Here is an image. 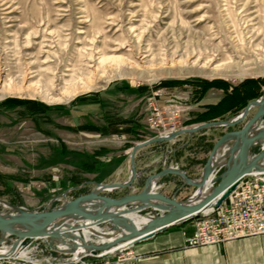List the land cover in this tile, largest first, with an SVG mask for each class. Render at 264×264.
<instances>
[{
    "label": "rangeland",
    "instance_id": "374dc122",
    "mask_svg": "<svg viewBox=\"0 0 264 264\" xmlns=\"http://www.w3.org/2000/svg\"><path fill=\"white\" fill-rule=\"evenodd\" d=\"M252 78H264V0H0V212L8 211L2 201L52 209L70 188L67 198L74 199L94 182L126 181L134 146L164 134V125L149 123L152 103L184 107L174 120L164 114L166 129L215 121L187 124L198 110L192 86L163 87L155 96L151 88L161 81L237 85ZM222 94L208 92L210 98ZM16 99L34 104L15 105ZM40 104L46 109L38 110ZM255 111L232 127L211 126L140 148L133 183L102 193L140 192L149 175L171 166L198 179L212 143ZM89 123L111 128L78 127ZM261 148L255 145L251 154ZM155 190L185 200L195 188L167 174ZM36 245L24 254L19 247L21 260L9 264H46L38 261L63 255L44 239ZM10 246L6 241L0 249Z\"/></svg>",
    "mask_w": 264,
    "mask_h": 264
},
{
    "label": "water",
    "instance_id": "95a60500",
    "mask_svg": "<svg viewBox=\"0 0 264 264\" xmlns=\"http://www.w3.org/2000/svg\"><path fill=\"white\" fill-rule=\"evenodd\" d=\"M253 108H256L255 113L242 127L225 132L215 141L198 179H191L184 170L171 166L149 175L140 192L121 197H111L108 194L112 190L129 186L136 179L135 158L140 148L170 141L180 134H192L211 126H235L245 120ZM263 121L264 93L250 101L232 119L204 122L137 143L130 154V175L122 183L94 182V189L74 199L67 198L70 188L61 195L63 202L52 209L30 210L6 202L9 205L8 212H0V245L10 241L11 246L6 253H0V258L11 255L19 247L34 246L39 239H44L52 249L59 252L107 257L151 238L171 225L193 220L210 210H218L245 177L255 171L264 172V147L257 154H251L255 145H264ZM220 149L223 160L215 165L212 160ZM167 174L181 176L186 184L199 192L205 188L211 190L196 200L191 197L185 200H178L176 196L169 197L155 190L156 182ZM102 191L108 193L103 194ZM87 202H91V207L82 206V203ZM95 202L97 204H93ZM147 210H154L155 213L147 214ZM131 214L147 216V220L137 224ZM102 226L109 229L111 240L98 237L99 232L95 227L102 231ZM85 230L91 231L88 237ZM102 232L105 237L108 235L106 231ZM90 235H96L97 239ZM111 248L115 250L110 251Z\"/></svg>",
    "mask_w": 264,
    "mask_h": 264
},
{
    "label": "built area",
    "instance_id": "2783aa9c",
    "mask_svg": "<svg viewBox=\"0 0 264 264\" xmlns=\"http://www.w3.org/2000/svg\"><path fill=\"white\" fill-rule=\"evenodd\" d=\"M153 94L158 96L161 93L158 90ZM151 108L152 115L148 117L150 125L157 129L159 126L164 125L163 135L177 130L176 127L166 129V123L162 119L174 120L179 117L184 111L181 104L167 103L165 106L160 107L158 103H152ZM164 114L168 117L163 118ZM262 146L264 147V145ZM257 234H264V172L259 171L245 177L218 210L209 211V217H196L193 233L187 236L186 245L221 244L230 239ZM37 248L36 245L20 247V250L24 254ZM61 254L63 255L55 256L52 254L38 262H45L46 264H88L87 257L89 255ZM126 256H133V251L127 248L126 252H123V257ZM9 257H18V260H21L15 252L7 257L0 258V264H9Z\"/></svg>",
    "mask_w": 264,
    "mask_h": 264
},
{
    "label": "crops",
    "instance_id": "0c3cea01",
    "mask_svg": "<svg viewBox=\"0 0 264 264\" xmlns=\"http://www.w3.org/2000/svg\"><path fill=\"white\" fill-rule=\"evenodd\" d=\"M221 96L210 98L207 94L202 102L215 101ZM202 102H195L197 111L203 110ZM193 230L194 219L171 225L128 248L133 256L114 253L87 259L88 264H264V234L234 238L221 244L187 246L186 238Z\"/></svg>",
    "mask_w": 264,
    "mask_h": 264
},
{
    "label": "trees",
    "instance_id": "16d2710c",
    "mask_svg": "<svg viewBox=\"0 0 264 264\" xmlns=\"http://www.w3.org/2000/svg\"><path fill=\"white\" fill-rule=\"evenodd\" d=\"M192 86V96L195 102H202L207 96L208 92L215 88L223 91L220 98L211 102H202L201 107L203 110L196 111L193 117L189 119L188 123H199L209 120H214L216 118H226L227 114L237 115L249 101L259 98L263 94L262 87L264 86V78L258 79H246L237 85H232L224 79H202V80H165L154 85L151 90L157 91L163 89V87H174V86ZM144 89L149 90L147 87ZM15 105H27L29 108L34 104L33 101L16 99L13 101ZM13 105V103H12ZM36 109V108H35ZM38 110L43 111L46 109L45 105L40 104L37 107ZM32 112V111H31ZM106 116V115H105ZM104 116V117H105ZM106 119L108 117L106 116ZM131 121V120H130ZM117 124V121H116ZM79 128H88L94 130L106 131L111 128L110 123L107 125H95L93 123L79 125ZM202 130L201 132H204ZM163 144V143H162ZM213 146V143L211 147ZM190 221V220H189ZM188 222V221H186Z\"/></svg>",
    "mask_w": 264,
    "mask_h": 264
},
{
    "label": "bare ground",
    "instance_id": "6f19581e",
    "mask_svg": "<svg viewBox=\"0 0 264 264\" xmlns=\"http://www.w3.org/2000/svg\"><path fill=\"white\" fill-rule=\"evenodd\" d=\"M222 155H223V152H222V149H220L219 152L213 157V160H212L213 163H214L215 165L221 163V161L223 160ZM155 185H156V184H155ZM210 190H211L210 188H205L204 191H202V192H199L198 190H194L193 193H192L189 197H191V199H193V200H196V199H198V198L201 199V198H202L204 195H206ZM2 203L4 204V206H6V207L8 208L9 205H8L6 202L2 201ZM93 204H97V203L95 202V203H93ZM90 205H91V202L82 203V206L85 207V208L91 207ZM6 212H8V211L4 210V211H2L1 213H6ZM202 216H203V217H209V211L202 213V214H201L200 216H198V217H202ZM131 218H133V220H134L137 224H139V223L142 222V221L147 220V216H139V215H137V214H131ZM194 219H196V218H194ZM195 221H196V220H195ZM71 222H72V220H71ZM95 228L98 229V231L95 230V231L99 232V233H98V237H100V238H102V239H104V240H111V239H112V236H110V235H111L110 232H106V234H108V235L105 237V236L103 235V232L99 230L100 228H98V227H95ZM90 232H91L90 230H85L84 233H85L86 236L88 237V235H89ZM92 236H93V235H92ZM114 250H115L114 248H111V249H110V251H114ZM124 250H126V249H124ZM6 251H7L6 248H2V249H0V253H6ZM122 251H123V250H122ZM120 252H121V251H120ZM9 259L18 260V257H9ZM69 264H72V263H69Z\"/></svg>",
    "mask_w": 264,
    "mask_h": 264
}]
</instances>
